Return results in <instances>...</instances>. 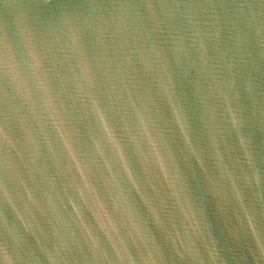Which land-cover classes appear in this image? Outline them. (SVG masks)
I'll return each mask as SVG.
<instances>
[{
    "label": "water",
    "instance_id": "95a60500",
    "mask_svg": "<svg viewBox=\"0 0 264 264\" xmlns=\"http://www.w3.org/2000/svg\"><path fill=\"white\" fill-rule=\"evenodd\" d=\"M0 264H264V0H0Z\"/></svg>",
    "mask_w": 264,
    "mask_h": 264
}]
</instances>
